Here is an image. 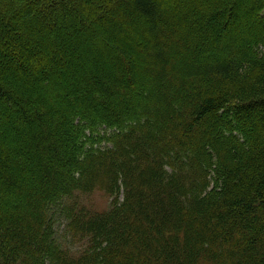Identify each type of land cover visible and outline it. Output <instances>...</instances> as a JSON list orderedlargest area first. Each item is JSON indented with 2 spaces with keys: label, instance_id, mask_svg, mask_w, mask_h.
Returning a JSON list of instances; mask_svg holds the SVG:
<instances>
[{
  "label": "trees",
  "instance_id": "trees-1",
  "mask_svg": "<svg viewBox=\"0 0 264 264\" xmlns=\"http://www.w3.org/2000/svg\"><path fill=\"white\" fill-rule=\"evenodd\" d=\"M0 264H264V0H0Z\"/></svg>",
  "mask_w": 264,
  "mask_h": 264
},
{
  "label": "rangeland",
  "instance_id": "rangeland-1",
  "mask_svg": "<svg viewBox=\"0 0 264 264\" xmlns=\"http://www.w3.org/2000/svg\"><path fill=\"white\" fill-rule=\"evenodd\" d=\"M248 45V40L245 41ZM80 203L85 206V210L89 211L98 210L103 211L108 208L110 203V198L104 193V191H96L91 195H79ZM91 211V210H90Z\"/></svg>",
  "mask_w": 264,
  "mask_h": 264
}]
</instances>
